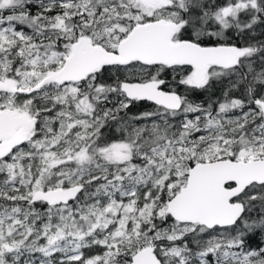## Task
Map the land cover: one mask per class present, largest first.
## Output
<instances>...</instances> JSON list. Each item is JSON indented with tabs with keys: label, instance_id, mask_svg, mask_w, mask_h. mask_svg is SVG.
Instances as JSON below:
<instances>
[{
	"label": "snow or ice",
	"instance_id": "snow-or-ice-1",
	"mask_svg": "<svg viewBox=\"0 0 264 264\" xmlns=\"http://www.w3.org/2000/svg\"><path fill=\"white\" fill-rule=\"evenodd\" d=\"M0 264H264V0H0Z\"/></svg>",
	"mask_w": 264,
	"mask_h": 264
}]
</instances>
